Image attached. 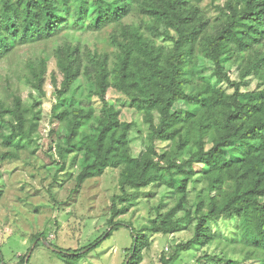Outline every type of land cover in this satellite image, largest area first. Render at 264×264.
Instances as JSON below:
<instances>
[{
  "label": "trees",
  "instance_id": "1",
  "mask_svg": "<svg viewBox=\"0 0 264 264\" xmlns=\"http://www.w3.org/2000/svg\"><path fill=\"white\" fill-rule=\"evenodd\" d=\"M135 1L0 0V58L15 46L51 38L68 23H87L94 30L119 23ZM147 7L148 14L159 24L152 28L171 41L170 52L165 54L161 47L133 31L129 43L119 44L121 50L113 68H109L106 56L91 55L99 108L71 105L53 114L62 125L58 140L78 149L72 161L77 167L72 173L73 192L106 168L122 169L119 193L112 197L108 221L111 229L85 247L54 252L64 264H79L120 225L115 219L128 211L133 200L131 191L163 183L177 196L175 205L165 212L157 208L144 228L135 230L127 225L133 241L127 264H139L141 251L148 245L144 232L167 235L177 230L183 219L176 214L182 209L186 187L194 175L201 173L208 181V194L207 200L199 199L195 208L194 235L177 244L170 256L162 255L159 264H173L180 252L213 241L216 234L210 222L218 218L234 222L233 240L255 256L252 264H264V89L241 90L247 76L264 79V0H225L217 6L218 27L209 34L205 32L209 22L198 14L191 0H157ZM194 53L212 63L213 76L224 81L233 90L231 93L207 84L189 90L188 65ZM64 57L57 62L64 76L58 91L61 95L78 75L79 49L68 50ZM224 58L245 59L239 81L232 80L224 70ZM31 72L34 87L41 91L44 69L31 68ZM110 87L123 94L148 124L147 144L139 156L129 150L128 132L133 122L121 120L119 110L106 99ZM179 102L183 107H177ZM25 110L17 113L0 106V123L9 129L2 136L5 145L15 140L19 145L31 138V129L25 127ZM96 110L99 114L93 132L85 133V125ZM9 114L11 119L7 118ZM157 141H170L178 151L188 147L190 155L179 160L175 151L158 154ZM8 156L15 154L6 153L1 159ZM64 170L62 162L51 186ZM189 216L187 212L184 217ZM219 261L241 264L232 259ZM28 263L29 258L22 256L20 264ZM0 264H7L1 249Z\"/></svg>",
  "mask_w": 264,
  "mask_h": 264
},
{
  "label": "rangeland",
  "instance_id": "2",
  "mask_svg": "<svg viewBox=\"0 0 264 264\" xmlns=\"http://www.w3.org/2000/svg\"><path fill=\"white\" fill-rule=\"evenodd\" d=\"M156 1H135L122 21L101 30L91 29L87 23H68L51 38L15 46L0 58V106L17 113L26 109L25 127L32 131L29 140L19 141V145L15 140L14 144L7 146L2 142V136L7 135L9 129L0 123V249L7 264H20L21 257L27 254L28 264H64L46 242L59 250L80 249L111 229L108 222L110 208L113 195L119 193L121 167L106 168L100 176L87 179L77 192H73L72 173L77 167L72 161L78 149L66 147L58 140L62 125L53 114L71 105L99 108L94 87L96 69L91 55L106 56L109 68H113L121 50L119 44L129 43L133 31L161 47L165 54L170 52L171 41L152 28L159 24L146 11L147 5ZM224 2L191 0L198 14L209 22L207 34L218 27L217 6ZM75 47L80 52L78 75L69 90L61 95L58 91L64 76L57 62ZM222 63L232 80L241 79L245 59L224 58ZM31 68L45 71L41 91L33 85L35 79ZM188 68L191 70L187 74L189 90L207 84L227 93L233 91L224 81L213 76L212 63L201 54H193ZM261 89H264V79L255 75L247 76L241 86L242 91ZM106 99L119 110L121 120L133 122L128 132L129 150L133 156H139L145 149L149 131L144 116L114 87L108 89ZM177 107H183V104L179 102ZM98 114V110L94 111L87 121L85 133L93 132ZM11 117V114L7 115V118ZM154 118L157 122L155 113ZM156 151L158 154L175 151L176 158L182 160L189 157L191 150L187 147L178 151L177 145L170 141H157ZM6 153L15 156L1 159ZM62 162L65 170L58 174L56 183L51 186ZM207 194L206 177L201 173L194 175L186 187L182 209L176 214L183 219L177 230L167 235L145 231L148 245L141 251L139 264H159L162 255L170 256L177 244L192 238L197 218L195 208L199 199L207 200ZM131 196L133 200L128 211L115 219L120 223L117 229L109 237H104L79 264H127L133 242L127 225L135 230L144 228L156 215L157 208L165 212L177 202V196L163 183L131 191ZM187 212L189 218L184 217ZM210 227L216 234L215 239L203 247L180 252L173 264H221L220 258L237 260L241 264L255 261L249 249L233 240L234 222L218 218L210 222Z\"/></svg>",
  "mask_w": 264,
  "mask_h": 264
},
{
  "label": "water",
  "instance_id": "3",
  "mask_svg": "<svg viewBox=\"0 0 264 264\" xmlns=\"http://www.w3.org/2000/svg\"><path fill=\"white\" fill-rule=\"evenodd\" d=\"M45 244H46V246H47L48 248H50V249L53 250V251H56V252H58V253L62 252V250H59V249H57V248L51 246L48 242H46ZM33 247H34V245L31 247V249H33ZM28 258H29V254H27V256H26V259H28Z\"/></svg>",
  "mask_w": 264,
  "mask_h": 264
}]
</instances>
